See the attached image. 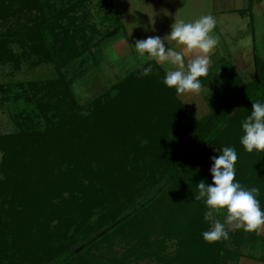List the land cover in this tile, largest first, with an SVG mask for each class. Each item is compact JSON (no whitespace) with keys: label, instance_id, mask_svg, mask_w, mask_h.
<instances>
[{"label":"trees","instance_id":"1","mask_svg":"<svg viewBox=\"0 0 264 264\" xmlns=\"http://www.w3.org/2000/svg\"><path fill=\"white\" fill-rule=\"evenodd\" d=\"M50 1L0 0V65L19 69L17 48L23 59L34 57L32 66L56 71L0 87L14 124L0 135V264H234L260 236L226 227L227 241L205 242L216 212L195 199L196 185L210 184V158L234 147L235 179L260 189L264 210V152L239 143L241 121L252 103L264 102V59L254 56L251 81L224 62L208 70L205 117L163 84L165 71L154 61L80 105L62 70L84 51L93 57L101 40L76 49L61 22L84 0L54 12ZM104 1L117 29L114 1ZM149 63L152 72L141 75Z\"/></svg>","mask_w":264,"mask_h":264},{"label":"rangeland","instance_id":"2","mask_svg":"<svg viewBox=\"0 0 264 264\" xmlns=\"http://www.w3.org/2000/svg\"><path fill=\"white\" fill-rule=\"evenodd\" d=\"M209 1V8H207V10L209 13H212V16L218 12V6L231 7L233 4V0H222L220 2H217L218 0H216V2L215 0ZM240 1L243 3V0ZM50 2L55 5L51 9V11L54 12L57 9L68 8L72 2L76 3L77 0H51ZM104 2V0L80 1V4L76 5L77 8L69 14V18L61 22V25L64 26L71 35H75L74 45L79 51L82 50L81 52H83L86 45L88 46V44L84 43L86 40L89 43L101 40L100 43L95 44V47L92 48V51H94L93 57L91 56V58H88L89 52L84 51L82 56L75 59L62 70L67 71L69 76L74 79L71 90L75 100L80 105L86 104L96 95L107 89L117 79L145 62L137 53H131L129 54L130 56L124 57V59L118 58L114 54V49L110 44L111 39L109 37L114 34L112 38L119 42L123 41V38L126 39V37L128 40L137 41L138 34L136 30L142 27L144 29H152L149 28L147 21L154 18V9L148 5L146 0H131L129 5L128 0H123L124 5H122L121 0H114L115 13L119 18V24L116 29V27H110L107 23V21L115 23L117 20L115 18L116 16H114L115 14L112 13ZM256 2L255 0V3ZM176 11L180 14L181 18H185L186 9L183 3L179 10ZM252 12L254 20L252 25L249 24V22L247 25L246 19L243 20L240 18V15L236 14L233 17H229L227 20L225 17L227 23L217 26L218 33L215 34H217V46L219 50L216 52V57H223L225 59L231 56L228 58L229 60H225H227L228 64L232 61L231 64L233 65L234 57L238 54H241L247 61L253 54L264 59V0L258 1L256 9ZM109 16H112V18ZM147 17V23L142 27L137 26L138 29H136L135 22H142V20H146ZM122 22L125 27L126 37L123 34V28L120 27L122 26ZM252 27H254L253 35ZM141 39H146V37H141L140 40ZM13 53L15 57L19 59L20 67L19 69H15L11 63L1 64L0 87L8 83L49 79L56 75L54 65L41 64L32 66L31 62L34 61L33 56L28 59H23L21 50L17 48L14 49ZM252 74L253 70L249 73V77H251ZM202 95L205 94L201 92V94L187 97L186 100L183 99L198 118L205 117L210 112L209 104ZM11 113H13L12 105L8 102L3 103L0 101V135L11 133L14 130V124L10 118ZM214 215L215 220L219 219L222 223L224 222L225 213L216 212ZM226 227L232 229L227 225ZM251 244L252 245L244 247L241 250V254L234 264H264L263 240L261 237H257V239H252ZM138 264L162 263L145 259Z\"/></svg>","mask_w":264,"mask_h":264},{"label":"clouds","instance_id":"3","mask_svg":"<svg viewBox=\"0 0 264 264\" xmlns=\"http://www.w3.org/2000/svg\"><path fill=\"white\" fill-rule=\"evenodd\" d=\"M215 25L212 15L191 22L176 20L166 36H149L137 40L134 48L145 61H154L164 67L163 84L174 89L179 98L186 100L191 95H198L202 89L201 77L208 73L209 54L218 44L213 35ZM169 41L174 42V46L169 47ZM186 55L191 57L187 62ZM152 70L153 66L149 63L141 75L147 76ZM241 130L239 143L246 152H264V102L257 100L252 103L250 114L241 121ZM210 159L211 183L201 179L196 185L198 192L195 199L203 200L209 212L225 213V219L223 223L219 219L212 221L211 228L202 232L204 241H227L229 231L226 225L232 229L242 228L246 232H259L264 226V210L257 199L260 189L246 188L235 179L238 159L236 149L224 146L219 149L218 155ZM208 219L209 216H205V220Z\"/></svg>","mask_w":264,"mask_h":264},{"label":"crops","instance_id":"4","mask_svg":"<svg viewBox=\"0 0 264 264\" xmlns=\"http://www.w3.org/2000/svg\"><path fill=\"white\" fill-rule=\"evenodd\" d=\"M146 1H147L148 5H150L151 8L154 9V15H153L154 18H152L150 21H147V19H148V17H147L146 20H142V22H139V23L135 22L136 23V29H138L137 26L142 27L148 22L149 28L154 29V31L148 30L150 32H147L143 27L139 28L138 30H136V32L138 34V40H140L141 37L147 38L149 36H160L161 38H163L164 36H166L171 31V25L176 20L183 19L186 22H191V21L199 19L202 16L212 15V13H209V11L207 10V8H209L208 7L209 3H210L209 0H146ZM220 1H222V0H218L217 2H220ZM250 1L252 3L251 12L245 13L246 9H248V7L250 5L249 4ZM256 1L257 2L255 3V0H243V3H242L240 0H233V4L231 7L218 6V8H217L218 12L215 15H213L214 19L216 21L215 29L213 31V33H214L213 35L215 36V38L217 39V36H216L217 34H215V33H218L217 26L222 25L224 23H227L226 20L229 17H233L236 14L240 15L241 19H243V20L246 19L247 25H248V22H249V24L252 25V22L254 21L252 11L254 9H256L258 1H261V0H256ZM130 2H131V0H128V5L130 4ZM215 2H216V0H215ZM121 3H122V5H124L123 0H121ZM182 3L186 9L185 18H181L180 14H178L176 11V10H179V8L182 6ZM250 15H252V20H250ZM218 17H219V19H218ZM225 17H226V20H225ZM122 26H123L122 31H124L123 34L126 37V32H125V27H124L123 22H122ZM253 34H254V27H252V35ZM113 35L114 34H112L109 37L111 39L110 44H111V46H113L114 54L118 58L124 59V57L130 56L129 54L136 53L135 48H134L136 40H128L126 37V39L123 38V41L119 42L118 40L112 38ZM117 42H119V43H117ZM166 46H167V44H166ZM168 46L169 47L174 46V42L169 41ZM218 50H219L218 46H216L215 49L209 54L210 62L208 65V70H210L211 68L217 67L221 62H224V64H228L227 60H229L228 58H230L231 56L226 57L225 59H227V60H225L223 57L218 58V57H216V52ZM255 55L256 54H253L252 56H250V59H248V61H247L243 58V56L241 54H238L235 57L233 56L234 57V60H233L234 65L231 64L232 61L229 63V65H231L238 72V74L242 77V79H244L245 81H251L254 77V56ZM190 58H191L190 56L186 55V62ZM162 68L164 69V67H162ZM251 70H253V74L251 77H249V73L251 72ZM164 71H165V69H164ZM201 92L202 91H200L199 94H201ZM202 96H204V95H202ZM178 99L183 103V105L193 115H195L193 113L194 111H192V109H190L187 106V104L184 102L183 99H181L179 97H178ZM258 235L261 237V239L264 242V226L261 227V229L258 232Z\"/></svg>","mask_w":264,"mask_h":264}]
</instances>
